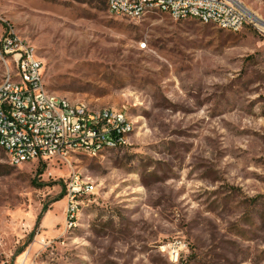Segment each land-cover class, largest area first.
I'll return each instance as SVG.
<instances>
[{
	"label": "rangeland",
	"instance_id": "1",
	"mask_svg": "<svg viewBox=\"0 0 264 264\" xmlns=\"http://www.w3.org/2000/svg\"><path fill=\"white\" fill-rule=\"evenodd\" d=\"M264 22V0H237ZM232 33L106 0H0L47 89L123 109L127 144L14 167L0 148V264H264V30ZM144 44L145 46H141ZM73 174L89 182L68 216Z\"/></svg>",
	"mask_w": 264,
	"mask_h": 264
},
{
	"label": "built area",
	"instance_id": "2",
	"mask_svg": "<svg viewBox=\"0 0 264 264\" xmlns=\"http://www.w3.org/2000/svg\"><path fill=\"white\" fill-rule=\"evenodd\" d=\"M106 2L113 17L131 21L161 13L175 21L193 19L232 33L252 23L244 7L232 0ZM5 42V52L14 54V69H8L0 85V148L12 166L67 161L75 155L93 158L127 144L134 128L123 109L72 103L49 91L43 62L35 50L19 45L14 34ZM68 187L69 216L76 198L94 187L76 174L70 176Z\"/></svg>",
	"mask_w": 264,
	"mask_h": 264
},
{
	"label": "bare ground",
	"instance_id": "3",
	"mask_svg": "<svg viewBox=\"0 0 264 264\" xmlns=\"http://www.w3.org/2000/svg\"><path fill=\"white\" fill-rule=\"evenodd\" d=\"M232 1H237V0H232ZM238 2V1H237ZM239 3V2H238ZM245 9V8H244ZM246 10V9H245ZM247 11V10H246ZM248 13V12H247ZM248 15L251 17V19L255 22H257L256 24L260 27V28H262L263 30H264V22H262V21H259V20H257V19H255V18H253V15H251L250 13H248Z\"/></svg>",
	"mask_w": 264,
	"mask_h": 264
}]
</instances>
